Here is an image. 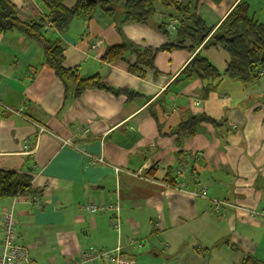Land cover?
<instances>
[{
  "label": "crops",
  "instance_id": "0c3cea01",
  "mask_svg": "<svg viewBox=\"0 0 264 264\" xmlns=\"http://www.w3.org/2000/svg\"><path fill=\"white\" fill-rule=\"evenodd\" d=\"M178 1L194 3L216 29L241 0ZM244 1L264 23V0ZM11 2L23 20L45 13L38 0ZM119 19L116 13L76 20L53 36L61 39L66 68L85 78L98 74L109 86L139 93L134 97L94 87L75 96L35 39L16 30L0 34V169L29 173L40 197L39 204L23 195L1 198L0 224L12 210L18 241L29 246L34 264H66L87 248L119 245L132 264H240L247 254L264 262V76L251 86L224 74L187 79L181 71L196 53L221 72L230 61L222 47L189 40L157 51L144 76L131 73L126 61L101 59L107 45L131 41L155 49L176 44V34L162 33L156 21L124 23L119 31ZM211 82L216 88L204 97ZM200 114L219 124L203 122L180 140L171 133ZM81 127L88 130L82 136ZM88 154L105 162L92 163ZM203 189L209 198L191 194ZM210 198L230 204L218 211ZM87 202L120 208L91 214ZM116 215L120 232L112 227Z\"/></svg>",
  "mask_w": 264,
  "mask_h": 264
},
{
  "label": "trees",
  "instance_id": "16d2710c",
  "mask_svg": "<svg viewBox=\"0 0 264 264\" xmlns=\"http://www.w3.org/2000/svg\"><path fill=\"white\" fill-rule=\"evenodd\" d=\"M67 0H38L45 13L37 18L23 20L19 17V8L11 0H0V34L16 30L24 36L35 39L42 48L46 62L54 69L66 84L75 86V96L89 87L100 88L115 94L125 93L134 97L139 93L128 88H115L102 80L100 75L81 77L76 68H66L61 39L53 32H64L74 21L89 22L94 18L120 16L117 30L128 22L149 24L156 21V27L165 34H171L170 26L176 21V44H165L158 48L144 47L131 41L107 45L101 55L104 62L126 61L131 73L144 76L145 68L153 69L157 51L171 50L176 45L191 41L195 46L202 43L203 48L220 46L225 49L230 61L221 72L201 53H196L182 69L185 78L198 77L201 80H216L222 75L251 86L264 76V23L249 15L248 4L241 0L234 6L222 22L216 27H208L198 15V8L192 2L178 0H76L68 7ZM157 4L161 5V20L155 19ZM120 7V10H118ZM134 54L136 61L129 63ZM216 88L212 82L205 86L203 96ZM203 122L219 124L206 114L189 115L171 131L180 140L198 133ZM32 177L26 172L0 169V199L14 196H29L36 193L32 187ZM240 264H264L251 254L244 256Z\"/></svg>",
  "mask_w": 264,
  "mask_h": 264
},
{
  "label": "built area",
  "instance_id": "2783aa9c",
  "mask_svg": "<svg viewBox=\"0 0 264 264\" xmlns=\"http://www.w3.org/2000/svg\"><path fill=\"white\" fill-rule=\"evenodd\" d=\"M99 43H95L94 47L96 48ZM87 128L81 127L78 131V135H83L87 132ZM63 142L69 145H74L73 140L71 139H63ZM90 158V162H105L102 156H95L93 154H88ZM116 171L123 170L122 168L115 167ZM179 174L184 173V168H180L177 171ZM177 187V186H175ZM191 194L193 196H203L205 198H209L208 192L206 189L201 191H192ZM29 202L32 204H39L40 197L37 195H29L27 196ZM212 204L216 210H220L222 206L229 205L230 203L226 200L221 199H212ZM83 208L91 213H97L101 211H105L108 209H118L120 208V203L116 204H98L96 202H87L83 205ZM264 215V211L262 212ZM120 218L116 215L113 218L112 227L120 232ZM1 242H0V264H34L30 258L29 246L27 244L21 243L18 241V226L16 218L12 212V210H6L3 212L1 217ZM132 241V240H130ZM123 250L122 246H117L114 249H95V248H87L82 250L81 253L69 260L66 264H93L95 260H97V264H106V262H112L114 264H132L131 261L125 259L122 256ZM52 264V263H49Z\"/></svg>",
  "mask_w": 264,
  "mask_h": 264
},
{
  "label": "rangeland",
  "instance_id": "374dc122",
  "mask_svg": "<svg viewBox=\"0 0 264 264\" xmlns=\"http://www.w3.org/2000/svg\"><path fill=\"white\" fill-rule=\"evenodd\" d=\"M118 8H119L118 10H120V7H118ZM157 8H158V13H157L156 16H155V19L161 16V14L159 13L160 10H161V8H162L161 5H160V4H157ZM93 48H95L94 45H93ZM73 142H74V141H73ZM74 143H75V142H74Z\"/></svg>",
  "mask_w": 264,
  "mask_h": 264
},
{
  "label": "water",
  "instance_id": "95a60500",
  "mask_svg": "<svg viewBox=\"0 0 264 264\" xmlns=\"http://www.w3.org/2000/svg\"><path fill=\"white\" fill-rule=\"evenodd\" d=\"M170 30L172 31V39H174L175 34H176V30L173 26L170 27Z\"/></svg>",
  "mask_w": 264,
  "mask_h": 264
}]
</instances>
